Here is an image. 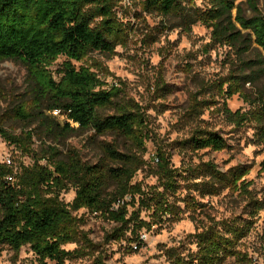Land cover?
<instances>
[{"label": "trees", "instance_id": "1", "mask_svg": "<svg viewBox=\"0 0 264 264\" xmlns=\"http://www.w3.org/2000/svg\"><path fill=\"white\" fill-rule=\"evenodd\" d=\"M124 1L0 0V60H19L27 71L18 104L0 113V135L33 159L16 173L13 166L0 163V252L5 245L15 252L29 245L37 264H66L71 252L64 245L77 235L75 211L87 209L116 223L108 239H120L127 232L140 238L143 229L178 221L185 211L199 213L207 205L206 197L229 191L248 201L247 217L218 220L207 215L208 221L200 220L189 235L196 250L180 245L164 252L170 264H225L233 257L244 261L248 257L239 244L264 211V200L254 196L245 179L250 167L223 171L213 161L194 164L185 159L176 167L164 148L148 161L147 120L140 106L133 100H117L115 86L105 88L96 71L73 63L93 51L113 53L125 42L128 28L117 13ZM240 1L130 0V7L137 17L157 14L186 32L201 23L211 30L213 43L231 49L232 70L214 88L233 123L254 124L257 144L264 151V6L247 0L252 10L248 16ZM61 56L66 60L55 77L50 67ZM236 94L249 104L247 111L227 107V99ZM213 98L192 94L186 119L202 122L206 109L217 104ZM55 111L58 117L52 115ZM77 131H92L98 150L95 162L63 143ZM191 131L189 138L175 142L182 151L228 147L219 132L199 123ZM110 136L122 137L128 146L122 149L107 141ZM35 137L40 141L37 148ZM101 137L105 139H97ZM146 166L159 185L144 187L135 181ZM260 166L264 172V159ZM71 188L75 198L65 203L61 194ZM130 205L137 210L130 212ZM142 208L152 211L150 220L141 218Z\"/></svg>", "mask_w": 264, "mask_h": 264}, {"label": "rangeland", "instance_id": "2", "mask_svg": "<svg viewBox=\"0 0 264 264\" xmlns=\"http://www.w3.org/2000/svg\"><path fill=\"white\" fill-rule=\"evenodd\" d=\"M259 1L263 7L264 0ZM238 3L248 16L252 15L247 0ZM130 4V0H125L123 7L117 9L118 17L128 28L125 42L117 45L113 53L93 51L82 61L73 63L76 67L88 66L96 71L105 82V88L115 86L119 90L117 100H133L140 106L147 120L145 158L148 161L153 159L159 148H164L172 155V163L176 167L181 166L183 159L194 164L213 161L223 171L235 166L250 167L245 179L250 183L254 196L264 200V172L260 171L264 151L257 144L255 126L233 123L225 113V100L217 95L214 88L232 70L231 63L235 57L231 49L213 43L211 30L201 23L186 32L173 27L157 14L143 13L137 17ZM65 60L66 57L61 56L50 67L55 77L56 70ZM26 77L27 71L21 61L0 60V113L18 104L26 88ZM194 93H200L201 99L215 97L213 99L217 101L206 109L200 118L202 122L197 119L188 121L185 117ZM227 107L233 112H245L250 108L238 94L227 99ZM105 112L112 113L113 110ZM52 115L58 117L55 112ZM59 119L64 122L62 117ZM197 123L219 132L228 147L221 151H182L175 142L189 138L192 126ZM15 125L24 127L23 123ZM35 139L34 147L37 148L40 141L37 137ZM106 140L115 141L122 149L128 146L122 137L110 136ZM93 142L92 131H77L63 141L66 147L80 150L89 162L98 158ZM32 162V156L23 154L0 135V163L13 166L16 173L23 165ZM135 181H142L144 187L159 185L149 166L138 172ZM75 194L76 191L71 188L61 194V199L71 203ZM204 201L207 205L199 213L185 211L178 221L143 229L140 238L127 232L120 239H108V234L118 226L116 223L87 209L75 211L73 214L79 219L77 235L75 241L64 245L71 252L66 264H170L165 248L181 245L185 249L196 250L195 244H189V235L201 225L200 220L208 221L207 215L218 220L248 215V201L229 191L206 197ZM181 206L184 207V204ZM129 209L132 212L137 207L130 205ZM138 213L142 219H151L150 209L142 208ZM239 249L248 258L242 261L233 257L225 264H264V211L256 217V223L250 234L241 240ZM37 263L38 257L29 245L23 246L19 252L5 245L0 252V264Z\"/></svg>", "mask_w": 264, "mask_h": 264}, {"label": "built area", "instance_id": "3", "mask_svg": "<svg viewBox=\"0 0 264 264\" xmlns=\"http://www.w3.org/2000/svg\"><path fill=\"white\" fill-rule=\"evenodd\" d=\"M55 113L58 114V111H55ZM8 163L11 164L12 161H11L10 159H8ZM8 180H13V177H12V176L8 177ZM136 247H137V246H136Z\"/></svg>", "mask_w": 264, "mask_h": 264}]
</instances>
